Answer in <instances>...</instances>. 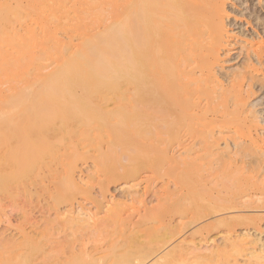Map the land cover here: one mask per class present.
I'll return each mask as SVG.
<instances>
[{"label": "bare ground", "instance_id": "6f19581e", "mask_svg": "<svg viewBox=\"0 0 264 264\" xmlns=\"http://www.w3.org/2000/svg\"><path fill=\"white\" fill-rule=\"evenodd\" d=\"M14 2L34 4L35 12L27 4L28 15H38L31 22L54 30L45 26L49 50L39 34L48 47L40 52L41 45H32L39 36L35 25L22 23L21 10L14 14L18 4L11 11L15 21L8 15L0 20L6 22L0 42L9 37L0 43V195L16 182L22 197L39 194L46 208L62 193L71 207L53 213L60 226L122 237L109 236L101 247L97 241L99 256L91 255L85 238L69 244L70 257L63 256L64 245L44 247L40 264H264V30L256 31L264 27V5L246 7L245 22L257 34L244 40L238 69L226 71L220 51L236 37L227 29L226 0L51 1L64 18L57 7L41 16L35 3L45 0ZM33 27L37 37L27 44ZM62 30L64 39L57 33ZM46 53L55 62L44 63L47 72L38 62ZM21 81L28 88L17 85ZM33 82L39 88L24 96ZM160 145L164 162L157 161ZM90 150L96 153L90 178L100 180L103 199L109 182L137 179L150 166L156 177L168 178L149 196L129 191V181L123 192L138 207L127 213L122 201L102 202L88 193L97 209L106 202L104 215L94 219L92 208L84 213L85 204L77 202L76 209L71 200L73 188L90 191L75 177ZM161 169L167 172L160 175ZM37 229H21L24 242L34 246L48 232ZM0 240L1 249L12 242ZM17 245L29 253L27 244Z\"/></svg>", "mask_w": 264, "mask_h": 264}, {"label": "rangeland", "instance_id": "374dc122", "mask_svg": "<svg viewBox=\"0 0 264 264\" xmlns=\"http://www.w3.org/2000/svg\"><path fill=\"white\" fill-rule=\"evenodd\" d=\"M8 1V2H7ZM23 2H25L24 4H26V1L27 0H22ZM51 1H53V0H49V1H47V0H45V3H40V4H38L37 2L35 3L36 4V6H38L39 8H41L40 10H41V12L44 14V15H41V16H45L46 15V13L50 10V9H52V7L54 8H56L57 7V9H59L58 11H56L55 12V14L56 15H58L60 18L62 17V18H64L63 16H66V15H64V11H61V8H58V7H60V4L58 3V5H53L54 4V2H51ZM5 2V3H4ZM7 2V3H6ZM11 2V3H10ZM226 2H227V9H228V12L230 13L227 17H226V19H227V21L226 22H228L227 23V29H229V30H232V34L233 35H235L236 37H232V38H230V40H232V41H230V44L228 45V46H226L227 48H231V51H229L228 52V54L225 52V49H226V51H227V48H224V53H223V51L221 50L220 51V53H221V58L223 59V60H227V61H225L224 63H223V61H221V63H220V65H222V67L224 66V67H226V71H227V67H228V70H230V69H233V68H235V69H238L237 67H239V66H237L238 64H239V62H240V58L242 59V51H241V54H240V49L242 48L243 49V43L244 44H246L245 43V41L244 40H248L247 38L249 37V36H255V34H257L256 32H255V30L257 29L255 26H253L252 24H251V26H249L245 21H246V17H244L243 16V14L244 13H247L248 12V9H246V7L247 6H249V5H252V4H260L261 3V5H264V0H226ZM12 4L13 3V6L12 7H10L11 9H9L8 7H6V10H5V6H7V5H9V4ZM22 3V2H21ZM29 3H30V6H34V7H31L32 8V10L34 9H36V7H35V5L34 4H31V2H28L27 4L29 5ZM50 3H53L52 5L50 4ZM63 3H65V1H63ZM6 4V5H5ZM14 4L16 5V4H18L17 6H15L16 8H17V12L15 13L14 12V14H15V16H17L21 11L23 12V14H21L22 16H23V18H25V19H22V16H21V21H22V23H24L25 21H28V23H30L33 19H32V17L34 16V19H35V15L38 17V15L36 14V13H34L35 15H33V16H30V15H28V12L29 13H32L33 14V12H35L34 10H33V12H31V9H30V11H29V9L27 8V4L26 5H23V3L21 4V5H19L20 3L18 2V3H15L14 2V0L12 1V0H0V9L2 10L1 11V13H0V20L2 21L4 18H5V20H7L6 18H7V15L8 16H12L13 18V20L15 19L14 17V14H12L11 13V11L13 12V9H14ZM38 4V5H37ZM57 4V3H56ZM5 5V6H4ZM23 5V6H22ZM2 6H4L3 8H1ZM10 6V5H9ZM21 6V7H20ZM24 6H26V8L24 7ZM30 6H28V7H30ZM15 8V9H16ZM22 8H24V9H26V10H24V9H22ZM39 8H37V9H39ZM54 8V9H55ZM8 9V10H7ZM56 9V10H57ZM19 10H21V11H19ZM53 10V9H52ZM262 10H264L263 9V7H262ZM5 11V12H4ZM8 11V12H7ZM53 11H55V10H53ZM24 12H25V14H24ZM27 12V13H26ZM37 12V11H36ZM40 11H39V13H41ZM64 12V13H63ZM7 13V14H6ZM10 13H11V15H10ZM31 14V15H32ZM62 14H63V16H62ZM40 15V14H39ZM31 17V18H29L28 19V17ZM27 17V18H26ZM36 17V18H37ZM8 19H10L11 20V17L10 18H8ZM31 19V20H30ZM235 19V20H234ZM12 20V21H13ZM248 20V19H247ZM0 21V22H1ZM11 21V22H12ZM15 21V20H14ZM35 21V20H34ZM31 22V25H35L34 27L36 28H30V29H28V31L30 30V31H32V29H35L34 31L35 32H38V35L41 33V31H42V34H41V36L43 37V39L45 40H43L42 39V37L40 36V38H39V36L37 37L36 35H37V33L36 34H34L35 32L34 31H32V32H30V34L32 33V35H30V34H28L27 35V39L28 40H32V38H33V40L35 39L34 38V36L33 35H35V37H37V39H35L36 41H39L38 40V38L39 39H42L41 41H40V43L38 42H36V41H34L33 42V40H32V42H33V44L31 43V40L30 41H28V40H26L28 43L27 44H32V45H34L35 46V49L37 48V46L38 45H41V43H42V41H44L45 43V45H47L48 46V44L50 45V44H52V42L51 43H49V42H46L48 39H46V36H47V34L48 33H46V32H48L46 29H45V26H46V28H47V26L48 25H45L44 27H43V23H39V21H37V22ZM3 23H4V21H3ZM3 23H0V27L1 26H3L4 27V25L6 24V22H5V24H3ZM45 24V23H44ZM41 25H42V28H43V30L45 29V34L43 35V30H41L42 28H41ZM50 26H52V25H50ZM254 27V28H253ZM41 28V29H40ZM256 28V29H255ZM0 29H3L2 27L0 28ZM40 29V32L39 31H37V30H39ZM48 30L49 29H51V30H54L52 27H50V28H47ZM255 29V30H254ZM263 30H264V27H259L258 28V30H256L257 32L258 31H261V32H263ZM28 31H25L24 30V33H23V35L25 34L26 35V33L25 32H28ZM2 32H5L4 30H2ZM34 32V33H33ZM236 32V33H235ZM57 33H59L58 34V36H59V38L61 37V39L66 35V33H65V31L63 32V30H62V32L61 31H57ZM237 34V35H236ZM1 35H2V33H1ZM7 35V37H8V34H6ZM6 35H4L5 36V41L3 42L4 43V45H5V43H7L8 41V39H9V37L7 38L6 37ZM246 35V36H245ZM3 36V37H4ZM28 36H29V38H28ZM32 36V37H31ZM44 36H45V38H44ZM57 36V37H58ZM243 36V37H242ZM245 37H246V39H245ZM0 38H2V37H0ZM6 38H7V40H6ZM24 38H25V36H24ZM242 38H244V39H242ZM250 38V37H249ZM26 39V38H25ZM64 39V38H63ZM236 39H238V42H236L235 44H234V40H236ZM1 40H4V38L3 39H1ZM0 40V41H1ZM7 41V42H6ZM25 41V40H24ZM1 43V42H0ZM3 43H1L2 45H3ZM232 43V44H231ZM44 44L43 45H41L39 48H40V52H41V50H43V47H44V49L46 48V46H44ZM37 45V46H36ZM231 45V46H230ZM49 47V46H48ZM47 47V48H48ZM39 48H37V49H39ZM42 48V49H41ZM46 48V49H47ZM50 49V47L47 49V50H49ZM25 51V50H24ZM24 51H19V53H18V58L20 57L21 59H22V55L20 56L19 54H20V52L22 53L23 52V55H24ZM44 51V50H43ZM237 52H239V53H237ZM17 53L16 54H13V55H15L16 56V58H17ZM46 55H48V56H46ZM42 56H44V54L42 55ZM42 56L41 57H38V62H43L42 64L41 63H39V66L41 67V65H44L43 66V68L42 69H44V67H46L47 68V70H43V71H48V67H49V69L51 68L50 66H52V64H50L49 62H51V63H53L54 61H52V57H50V55L49 54H45V56L47 57V59H49L50 61H47V59H46V57L44 56V58H42ZM227 56V57H226ZM242 56V57H241ZM14 57V56H13ZM11 58H12V55H11ZM19 58V59H20ZM25 57H23V59H24ZM40 58H42V60L40 59ZM44 59V60H43ZM12 60V59H11ZM15 60H17V59H15ZM14 60V61H15ZM41 60V61H40ZM46 61H47V63H46ZM36 63V65H38V63L35 61L33 64H35ZM49 64L50 66H48L47 67V65H45V64ZM55 63V62H54ZM54 63H53V65H54ZM235 64V65H234ZM224 71H225V68L223 69ZM222 69H220L219 70V72H222L223 71ZM223 71V72H224ZM10 82H13L14 83V81H10ZM10 82H8L9 83V85H11L10 84ZM8 83L7 84H5L4 85V87H8L9 85H8ZM23 83L22 81L21 82H19V83H17V85L19 84V85H21V84ZM34 83V82H33ZM31 83V85L32 86H30L29 87V89L31 88H33L32 90L30 89V90H28L29 92L28 93H23L24 94V96H28V94L30 93V94H33V92L35 93V88H36V90L39 88V83L38 82H36V83ZM15 84V83H14ZM8 85V86H7ZM27 85V87L26 88H28V84H22L21 85V87H24L25 88V86ZM33 85H34V87H33ZM27 92V91H26ZM26 94V95H25ZM258 94H260V91L259 92H257V95ZM262 96V95H261ZM251 100H253L252 98H251ZM226 123V122H225ZM225 123H223V124H225ZM227 125V124H226ZM225 125V127H227ZM229 126H231V125H229ZM231 127H228V129H230ZM44 129V128H43ZM225 130H227L226 128H225ZM161 147H162V149H161V147H159L160 149L159 150H157V152H159L157 155V161L158 162H164V160H165V158L163 157V159H162V156L164 155L163 154V146L162 145H160ZM160 151H161V153L162 154H160ZM89 154H90V156H89ZM89 154H87V155H85L84 156V159L83 160H81V161H79L78 162V164H80L79 166H78V168H77V170H79V171H77L76 170V173H75V177H76V179H77V177H80V178H82V180L80 179V178H78L77 180L79 181L78 183L79 184H82V187H84V189H86V187H87V190H90V191H85V192H82V193H80V192H78V190H76L75 191V188H73V189H71L72 191V198H71V200L73 201L72 203L74 204V206L76 207V209H79L80 207L78 206V204H77V202H79L80 204H81V202H82V204H85V205H83L85 208L83 209V212L84 213H86V212H88V209H90V208H92L93 210H91V211H94V212H96V214H95V216H94V219H95V217H97L96 219H98V218H100L101 216H103L104 214V206H105V203L106 202H104V204L103 203H101V207L99 208V209H97L96 207H94V205L93 204H91V202H90V197H89V195H91L92 197H98L97 199H100L102 202L103 201H109V202H118V201H122V202H120L121 203V207L124 209L123 211H127L128 210V208H130V207H135V205H136V207H138V204H136L135 202H132V200L130 199V198H128V197H126V193H124L123 192V188H125V186L127 187L128 185H130V184H132V186L128 189L129 191H133V189H134V191H138V193H141V191H142V193L145 191V190H147V191H149L148 193H147V195L146 196H149L150 195V193L152 194V190H156L159 186H161L162 184H158V183H160L161 181H162V179L164 178L165 180H167L166 178H168V177H163L164 175H162V177L161 178H158V177H156L154 174H153V171L152 170H154V172H155V169L153 168V167H148V169H141L142 170V172L140 171V174L138 175V180L137 179H134V180H131L130 178H124V179H122L123 177H119V179H115L114 181H111V182H109L108 184H107V191H106V195L104 196V198L106 197V199H103V197H101L102 196V193H101V187H100V185L98 184L99 183V181H97V180H95V181H93L94 179H92V178H90V177H92V173L91 172H93L92 170V168H94L93 166L94 165H92L93 164V156L96 154L94 151H92V150H90V152H89ZM92 157V158H91ZM92 161V162H91ZM92 163V164H91ZM91 164V165H90ZM90 166V167H89ZM92 166V167H91ZM81 168V169H80ZM164 172H167V169H166V171H163V169H161V171H160V175H161V173H164ZM84 176H83V175ZM94 174V173H93ZM167 174H169V173H167ZM141 175V176H140ZM155 176V178H154V176ZM157 175V174H156ZM82 176V177H81ZM139 176H140V178H139ZM166 176V175H165ZM87 177H88V180H87ZM142 177V178H141ZM157 178L159 179V180H157ZM126 179V180H125ZM161 179V180H160ZM87 180V181H86ZM128 180V181H127ZM153 180H155V181H153ZM97 181V182H96ZM127 181V182H126ZM130 181V182H129ZM132 181H134V183L132 182ZM88 182V183H87ZM93 184H92V183ZM128 182L130 183V184H128ZM141 182V183H140ZM11 183V182H10ZM13 183V182H12ZM86 183V184H85ZM146 183V184H145ZM152 184L151 186H150V184ZM162 183V182H161ZM84 184V185H83ZM17 185V186H16ZM140 185V186H139ZM7 186V188H8V192L6 191V193H8L7 195H6V193H5V191L3 192V193H1V195L0 196H2V198L0 197V211H1V213H0V218L2 219H0V239L2 238V239H9V240H11L12 242L10 243V242H7V245H6V248H4V249H1L0 248V264H13V263H15V264H40L42 261H45V258H43L45 255H46V253L45 252H43L41 249H43L44 247V249L45 250H50L51 249V247H55V246H57V245H64L65 247H64V252L66 253H63V256L64 257H70V255H71V253L69 254V244H74L76 241H77V243L80 241V239H82L83 240V238H85L84 239V241H86V243H87V248H88V250L89 251H91V255H93V253L95 254H97V251L96 250H94L95 248H96V246H97V243L98 244H100V243H102L103 241V243H104V245L107 243V241H105V238H107V237H109L110 235H109V233H104V231H98V232H96V233H94L95 231L93 230V231H91L90 230V228H88L87 226H85V228L83 227V226H74V228H71V227H69V228H66V227H64L63 228V226L61 225H59L58 224V222L55 220L56 219V216H54V214H56V212H55V210L56 211H61L62 209L63 210H65V209H67L68 207H71V206H69L70 205V202H68V204H67V201H66V199H65V201H64V199H63V194L61 193L60 194V196H57V197H59L58 199H57V197H56V200H58L56 203L55 202H53V204L52 203H50V206L51 207H43L42 206V204H44L43 203V201L41 202V198L35 193H33L32 195H25V194H23V197H22V191L19 189V187L18 186H20V184L19 183H16V182H14L13 184H12V186H9V185H6ZM15 186V187H14ZM80 186V185H79ZM11 187V188H10ZM98 187V188H97ZM152 187V188H151ZM155 187V188H154ZM157 187V188H156ZM16 189V190H14V189ZM140 188H141V190H140ZM146 188H148V189H150V190H148V189H146ZM154 188V189H153ZM18 189V190H17ZM109 189V190H108ZM136 189V190H135ZM139 189V190H138ZM20 191V192H19ZM92 191V192H91ZM98 191V192H97ZM140 191V192H139ZM152 191V192H151ZM13 192V193H12ZM17 192V193H16ZM77 194H76V193ZM5 193V195H2V194H4ZM12 193V194H11ZM21 193V194H20ZM73 193H75V194H73ZM89 193V195H87ZM100 193V194H99ZM97 194V195H96ZM13 195V196H12ZM84 195V196H83ZM85 196H88L89 197V199H87V198H85ZM113 196V197H112ZM136 196V195H135ZM5 197V198H4ZM22 197V198H21ZM34 197V198H33ZM83 197H84V199H83ZM37 198V199H36ZM11 199V200H10ZM37 201H36V200ZM87 199V200H86ZM4 200V201H3ZM13 200V201H12ZM40 200V201H39ZM86 200V201H85ZM89 200V201H88ZM9 201V202H8ZM15 201H17V202H15ZM88 201V202H87ZM2 203V204H1ZM12 203V204H11ZM14 203V204H13ZM25 203V204H24ZM75 203H76V205H75ZM89 203V204H88ZM123 203V204H122ZM153 203H155L154 201H153ZM10 204V205H9ZM16 204V205H15ZM26 206V204H27V206L25 207L24 205ZM41 204V205H40ZM52 204V205H51ZM59 204V205H58ZM22 205V207H20ZM133 205V206H132ZM19 206V207H18ZM30 206V207H29ZM43 208H42V207ZM103 206V207H102ZM64 207V208H63ZM13 208V209H12ZM20 208V209H19ZM26 208V209H25ZM31 208V209H30ZM50 208H51V210H50ZM88 208V209H87ZM16 209H18V211H16ZM25 209V210H24ZM29 209V210H28ZM40 209V210H39ZM44 209V210H43ZM127 209V210H126ZM49 210L51 211L50 213H49ZM62 210V211H63ZM85 210V211H84ZM103 210V211H102ZM30 211V212H29ZM40 211V212H39ZM46 213H45V212ZM2 212H3V214H2ZM5 212V213H4ZM27 212V213H26ZM28 212L30 213V215L28 214ZM55 212V213H54ZM54 213V214H53ZM89 213V212H88ZM127 213V212H126ZM126 213H124L125 215H126ZM22 215V216H21ZM28 217H27V216ZM98 215V216H97ZM100 216V217H99ZM53 217H55V219L53 220L52 218ZM49 221H48V220ZM53 220V221H51V220ZM93 219V220H94ZM175 220H176V218H175ZM173 221V224L175 225L176 223H177V220L176 221ZM47 221V222H46ZM51 221V222H50ZM90 221H92V220H90ZM93 222V221H92ZM46 223V224H45ZM48 223V224H47ZM49 223H52L53 224V226L54 227H51L50 228V224ZM57 225H59L60 226V228L59 227H57L55 224ZM51 224V225H52ZM172 224V225H173ZM47 225H48V227H47ZM156 225H158V222L156 223ZM155 224H154V226L155 227H157ZM159 225H161V224H159ZM158 225V226H159ZM44 227V228H41V227ZM80 227V228H79ZM81 227L83 228V230L81 229ZM175 227V226H174ZM38 228V229H37ZM57 228V229H56ZM159 227H157L156 229H158ZM23 231H25V232H27L28 230L29 231H33V230H36L37 229V231H39L40 229H42V230H44V231H48L47 232V234H41V236L43 237V240H42V237L41 236H39V237H36L35 236V234H34V236L37 238V241L38 242H36V244H38V245H36L35 243V245L34 246H32L31 245V243L30 244H28V242H24L25 240H24V236H23V232H22V230ZM48 229V230H47ZM71 229V230H70ZM82 231H81V230ZM91 229H92V227H91ZM22 233H21V232ZM5 232V233H4ZM81 232V235L79 234ZM100 233H101V235H100ZM142 233V232H141ZM4 234V235H3ZM70 234H72L71 236H70ZM66 235H68V236H66ZM84 235V236H83ZM96 235V236H95ZM73 236V237H72ZM102 236V237H101ZM45 237V238H44ZM46 237H48L47 238V240H46ZM71 237V238H70ZM111 237V238H110ZM109 237V240L110 239H114L115 238V240H117V241H119V242H121L120 240L122 239V237L121 236H118V235H112V236H110ZM143 238V241H146L148 238H145L144 239V236L142 237ZM142 238H140L141 239V241H142ZM159 238V237H158ZM157 237H156V239H158ZM13 239H14V241H13ZM38 239H40L41 240V242H40V240H38ZM58 239V240H57ZM97 239H99V240H97ZM108 239V238H107ZM156 239H154V241H159L160 243H162V238H160V240H156ZM174 239V238H173ZM148 240H150V239H148ZM153 240V239H152ZM0 241H2L3 242V240H0ZM51 241V242H50ZM55 241V242H54ZM98 241V242H97ZM140 241V240H139ZM142 241V242H143ZM39 242H40V244H39ZM97 242V243H96ZM100 242V243H99ZM106 242V243H105ZM12 243H14V244H12ZM20 244V243H25V244H27L26 245V247L25 248H28L29 249V253L27 252L25 255H23L22 253H23V249L21 250V249H18V245L17 244ZM76 244V243H75ZM94 244V245H93ZM140 244L141 245H144V243H141L140 242ZM11 245V246H10ZM14 245H16L15 247H17V248H15L14 247ZM103 245V244H102ZM101 244H100V247L102 246ZM37 246V247H36ZM12 247V248H11ZM30 247H31V249H30ZM39 247V248H38ZM93 247V248H92ZM95 247V248H94ZM66 248V249H65ZM67 248H69V249H67ZM93 249V251H92V249ZM39 250H41L40 252H39ZM44 250V251H45ZM31 251V252H30ZM38 251V252H37ZM37 252V253H36ZM43 253V254H42ZM18 254V255H17ZM32 255V256H31ZM76 255H79L80 257H83V259L84 258H86L87 259V257L86 256H81L80 254H76ZM19 256V257H18ZM24 256H26V257H24ZM96 256H99L98 254L96 255ZM96 256H94V257H96ZM43 260H42V259ZM32 259V260H31ZM4 261V262H3ZM8 261V262H7ZM13 261V262H12ZM28 261V262H27ZM6 262V263H5ZM9 262H11V263H9Z\"/></svg>", "mask_w": 264, "mask_h": 264}]
</instances>
